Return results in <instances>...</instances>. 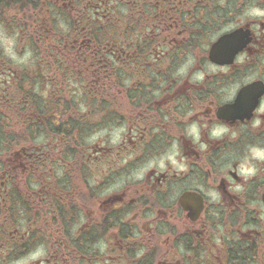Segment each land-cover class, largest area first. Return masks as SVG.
<instances>
[{"label": "flooded vegetation", "instance_id": "1", "mask_svg": "<svg viewBox=\"0 0 264 264\" xmlns=\"http://www.w3.org/2000/svg\"><path fill=\"white\" fill-rule=\"evenodd\" d=\"M21 8L9 9L24 13L22 37L37 32L44 50L26 88L38 66L60 68L41 92L63 91L68 75L91 100L58 102L68 134L48 141L32 102L0 79V109L36 136L24 132L0 172V192L23 195L29 216L0 244L4 264H264V0Z\"/></svg>", "mask_w": 264, "mask_h": 264}, {"label": "trees", "instance_id": "2", "mask_svg": "<svg viewBox=\"0 0 264 264\" xmlns=\"http://www.w3.org/2000/svg\"><path fill=\"white\" fill-rule=\"evenodd\" d=\"M32 1L36 0H0V10L6 8H14L16 5H22L21 10L24 7L28 8V5L32 3ZM19 10L13 11V13H17ZM27 15V14H26ZM1 17V16H0ZM23 20V19H22ZM17 25V23H15ZM71 27V23H68L64 26L62 30L64 33ZM25 28V26H23ZM28 26L26 27V29ZM20 35L25 29L17 28ZM42 36L37 32L33 33V35L29 36L26 39L25 44L30 48L32 54H37L43 52V43L40 40ZM35 69V68H34ZM59 73L61 69H50L41 68L38 66L33 71V80H32V87L30 89L26 88V84H28V75L27 69H18L14 73H10L6 80L7 84L15 86V92H11V97L14 95L16 98L15 100H19L20 98L23 101H31L32 108L34 111L37 112L38 119L35 122V133L37 137L39 135H43L45 139L48 141L57 142L60 134L65 133L68 134L67 129H62V125L60 123L61 115L58 111L65 110L68 108L67 105H57L58 102H67V101H75V100H82L88 101L91 100V97L88 93L82 92L79 88H68L67 87V77L68 75L61 76V86L64 89L60 92L54 93H44L41 92L42 84H47L50 82L45 81V76L47 74H52V72ZM4 74V73H1ZM59 75V74H58ZM64 77V79H63ZM73 79L70 80L69 84L73 85L71 81H80L79 77H71ZM90 80V78H87ZM104 81V80H103ZM105 84V81L103 82ZM103 95L105 93H102ZM41 101H53L52 105H40ZM25 106L20 105L19 110L22 112L25 111ZM82 111H90V107H81ZM104 107L98 109V111H103ZM13 109L9 110H1L0 109V172L1 174L6 171V175L8 174V167L10 168V162L8 159H5L8 156V153L13 149L21 146L22 144H26L28 139L25 138L24 132L29 133L30 139L35 138L36 136H31L30 131L28 129L19 131L20 129H25L24 125L17 127L15 129V125L10 121L8 118L14 117ZM74 117V115H70ZM17 118H20L19 115H16ZM47 117L46 120L44 118ZM90 118L91 115L87 114L86 116L81 115L79 120L80 125V133H86L90 131ZM6 120V121H5ZM70 125L73 126V121L70 120ZM27 126V125H26ZM15 129V130H14ZM9 131H13L12 137L9 135ZM19 131V132H18ZM18 132V133H17ZM27 205L25 203V197L22 195L21 197H14L11 195V190L8 188L7 192H0V244H9L7 241L8 233L12 229L13 226L17 225L18 227H24L25 219L29 218Z\"/></svg>", "mask_w": 264, "mask_h": 264}, {"label": "rangeland", "instance_id": "3", "mask_svg": "<svg viewBox=\"0 0 264 264\" xmlns=\"http://www.w3.org/2000/svg\"><path fill=\"white\" fill-rule=\"evenodd\" d=\"M0 16V73L1 70H4L10 74L18 69H27L28 72V69L32 68L34 64L32 53L25 42L20 39V34L17 30V28L25 29L23 28L24 24L17 21L18 18L21 20L23 19L24 13L21 11L17 13L10 12L9 7L7 6L0 10ZM15 23H17V25H15ZM4 77L7 78L8 76L3 74L0 79L2 80ZM31 255V260H37L43 256V250L38 249ZM28 257L29 256L22 257L11 264H27ZM3 260L10 261L11 258L8 254H1L0 264L8 263L3 262Z\"/></svg>", "mask_w": 264, "mask_h": 264}]
</instances>
